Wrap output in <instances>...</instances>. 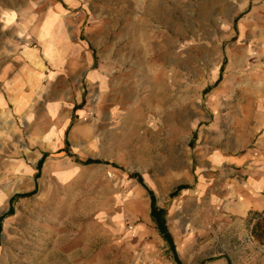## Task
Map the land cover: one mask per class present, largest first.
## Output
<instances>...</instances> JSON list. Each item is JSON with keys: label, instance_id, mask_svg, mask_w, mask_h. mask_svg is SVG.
<instances>
[{"label": "rangeland", "instance_id": "obj_1", "mask_svg": "<svg viewBox=\"0 0 264 264\" xmlns=\"http://www.w3.org/2000/svg\"><path fill=\"white\" fill-rule=\"evenodd\" d=\"M263 218L264 0H0V264H264Z\"/></svg>", "mask_w": 264, "mask_h": 264}, {"label": "trees", "instance_id": "obj_2", "mask_svg": "<svg viewBox=\"0 0 264 264\" xmlns=\"http://www.w3.org/2000/svg\"><path fill=\"white\" fill-rule=\"evenodd\" d=\"M96 162H98V161L88 159V160L84 161L83 164L87 165V164H92V163H96ZM136 177L140 180L139 175H133L132 176V178H136ZM150 194H151V200H152V203H151V207H152L151 215H152L153 219H155L157 225L159 226L160 231L164 234V236L167 238L169 243L172 244V237H171V234L168 232V229H167V226H166V220L163 217L164 210L160 209L159 207H157L155 196L152 195V193H150ZM254 214L261 217V214L258 213V212L254 213ZM259 226H260V224L257 225V227H259Z\"/></svg>", "mask_w": 264, "mask_h": 264}, {"label": "bare ground", "instance_id": "obj_3", "mask_svg": "<svg viewBox=\"0 0 264 264\" xmlns=\"http://www.w3.org/2000/svg\"><path fill=\"white\" fill-rule=\"evenodd\" d=\"M160 15H161V14H160ZM137 53H138V52H137ZM139 55H140V54H139ZM167 55H168V54H167ZM148 56H149V55H148ZM164 56H165V55H161V54L159 55V57H162V58H164ZM139 57H140V56H139ZM146 58H147V57H146ZM146 58H145V59H146ZM156 58H157V57H156ZM156 58H155V59H156ZM147 59H148V58H147ZM139 61H140V60H139ZM142 61H143V60H142ZM169 61L171 62V60H169ZM141 63H142V62H141ZM149 64H150V63H149ZM166 64H167V63H166ZM147 65H148V64H147ZM167 65H169V64H167ZM145 72H146V71H145ZM160 73H161L160 71H158V74H156V72H155V73H154V74H155V78H157L158 75H160ZM111 76H112V74H111ZM135 76H136V75H135ZM160 76H162V75H160ZM127 77L130 79V78H132L133 76L131 77V75L128 74ZM137 77H138V76H137ZM112 78H113V77H112ZM140 80H142V79H140ZM138 82H139V81H138ZM134 84H135V83H134ZM130 85H131V84H130ZM135 86H136V85H135ZM126 87H127V86H126ZM126 87H124V88L126 89ZM128 90H129V89H128ZM120 94L123 95V97H124L125 99H131V98H133V96H134V95H133V96H130V95H129L130 93H129L128 91H122ZM136 96H137V95H136ZM134 99H135V98H134ZM161 99H162V98H161ZM182 101H184V98H182ZM183 103H185V102H183ZM181 105H182V104H181ZM189 114H190V111H189V108H188V107H184L183 110H182V112L180 113L182 119H184V117L188 116ZM146 128H147V127H145V126L142 127V125H140V126L138 125V130H139V131H140V130H141V131L144 130L145 133H146V132H147V129H146ZM150 131H151V130H150ZM145 133H144V134H145ZM149 133H150V132H149ZM146 134H147V133H146ZM149 135H150V134H149ZM143 137H144V136H142L141 139H142ZM141 141H142V140H141Z\"/></svg>", "mask_w": 264, "mask_h": 264}, {"label": "crops", "instance_id": "obj_4", "mask_svg": "<svg viewBox=\"0 0 264 264\" xmlns=\"http://www.w3.org/2000/svg\"><path fill=\"white\" fill-rule=\"evenodd\" d=\"M227 8H231L230 5H228ZM161 11H163V8H161V7H160V9H158V8L156 9V17L159 19V21H161V15H160V14H161ZM224 12H226V10H225ZM221 13H223V11H222ZM33 64L36 65L38 68L42 67V65H41V61H40V60L34 62ZM142 71H147V68H144V70H143V68H142ZM133 98H134V96H133ZM133 98H131V99H133ZM139 177H140V176H139ZM136 179H137L140 183L143 182L142 179H141V177H140V180H139L137 177H136Z\"/></svg>", "mask_w": 264, "mask_h": 264}]
</instances>
